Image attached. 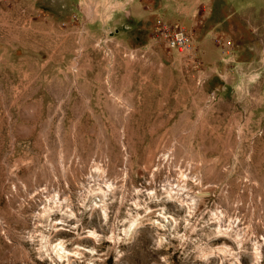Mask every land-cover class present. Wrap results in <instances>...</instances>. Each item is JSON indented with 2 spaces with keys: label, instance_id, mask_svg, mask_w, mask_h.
<instances>
[{
  "label": "rangeland",
  "instance_id": "rangeland-1",
  "mask_svg": "<svg viewBox=\"0 0 264 264\" xmlns=\"http://www.w3.org/2000/svg\"><path fill=\"white\" fill-rule=\"evenodd\" d=\"M0 264H264V0H0Z\"/></svg>",
  "mask_w": 264,
  "mask_h": 264
},
{
  "label": "built area",
  "instance_id": "built-area-1",
  "mask_svg": "<svg viewBox=\"0 0 264 264\" xmlns=\"http://www.w3.org/2000/svg\"><path fill=\"white\" fill-rule=\"evenodd\" d=\"M171 44L181 51H189L191 49L190 34L182 28L177 29L172 35Z\"/></svg>",
  "mask_w": 264,
  "mask_h": 264
},
{
  "label": "bare ground",
  "instance_id": "bare-ground-1",
  "mask_svg": "<svg viewBox=\"0 0 264 264\" xmlns=\"http://www.w3.org/2000/svg\"><path fill=\"white\" fill-rule=\"evenodd\" d=\"M187 199H188V198H187ZM60 249H61L62 251H65V247L62 246V245H61ZM258 255H260V252H258Z\"/></svg>",
  "mask_w": 264,
  "mask_h": 264
}]
</instances>
